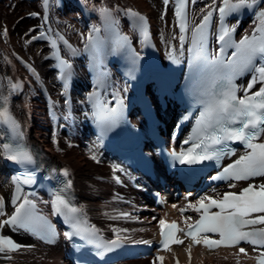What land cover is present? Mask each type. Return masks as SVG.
<instances>
[{"label":"snow or ice","instance_id":"snow-or-ice-1","mask_svg":"<svg viewBox=\"0 0 264 264\" xmlns=\"http://www.w3.org/2000/svg\"><path fill=\"white\" fill-rule=\"evenodd\" d=\"M168 2L169 0H164L165 5ZM192 2L194 3V0ZM188 3L189 0H177L175 6V16L179 21V56L184 55V42L190 31L191 40L187 48L189 73L185 90L190 102L199 105L200 110L193 128L194 142L190 147L181 148L179 151L172 149L171 156L180 164L192 165L204 160H215L219 163L225 155L236 152L230 142L239 141L250 150L225 165L223 171L218 172L214 178L240 181L251 180L252 177L257 176L264 177V139H261L264 137V6H261L264 5V0H219V3L217 0H212L211 5L205 6L206 12L201 9L203 15L199 22L193 20L191 26L188 19ZM42 7L45 12L44 19H47L49 0H42ZM114 9L116 12L121 11L119 4L114 5ZM245 9L254 13L257 22L250 33L245 32L239 40H235L233 34L239 20L233 17L236 22L229 24L226 18ZM95 10L101 14L102 26L93 24L86 33L81 32L80 36L85 40V50L90 52L97 68V83L102 85L106 77L103 68L105 55H125L129 63L128 71L131 74L137 68L140 53L132 47L129 36L121 31L113 8L104 4ZM124 11L134 18L135 26L140 29L144 41L147 42V17L132 8ZM214 12L219 14L216 33L219 48L212 50L209 48L208 38ZM29 15L38 16L40 13L31 12ZM101 27L104 35H101ZM3 33L7 36V27L3 28ZM50 39L52 47L56 49L53 54L58 61L63 90L67 94L72 75V61L60 54L57 39L63 40L64 45L73 55L76 54L77 49L63 36ZM229 48L234 49L231 55L227 54ZM174 53L175 46L168 58L179 63V57ZM28 67L32 68L31 65ZM245 74L251 75L243 87V94H239L241 85L236 82L237 77ZM257 84L259 86L253 90ZM18 87H20L19 82L9 81L10 89ZM88 99L94 103L92 116L101 136L124 119L122 97L117 100L115 106L106 104L96 93H89ZM64 102L69 103L67 100ZM9 105V97L0 95V125L6 126V130L0 128V135L6 137V142L0 145V148L7 159L20 165L25 171L12 178L15 192L11 196L13 206L11 211L6 207V198L0 195V253L6 256L19 251L23 246L11 235L3 232L5 226H10L14 230L23 229L33 234H42L46 239L50 233L55 234L50 222L37 216L35 201L30 200L27 195H22L21 185H30L34 182V173L27 169L36 165V158L32 149L26 144L21 123L13 115ZM191 114V112L187 113L184 119H188ZM91 158L99 162L96 152H91ZM119 168V164L113 165L114 171ZM56 171L57 169L50 170V172ZM59 171L65 177L69 176L67 167ZM115 179L120 181L119 176H115ZM71 185V179L66 180L63 187L55 192L52 200L53 210L63 216L70 227L64 235L69 240L79 237L85 244L93 246L97 256L103 257L117 248L124 239H128L122 237L120 233L128 232L129 229L115 228V238L104 239L101 230L88 220L83 207H78L73 202L74 197L70 194ZM213 206L218 211H210ZM186 207H191L199 213V218L193 224H188L186 228L181 229L175 220L170 224L164 219L159 221L163 249L171 252L170 245L184 244L185 238H190L186 248L190 264L195 245L203 244L208 249L221 245L236 247L239 249L237 253L239 257L240 253L248 254V249L242 245V242H245L253 246V252L258 253L255 256L257 264H264V227L256 226L264 224V181L258 188L253 181L239 192H225L222 196L204 195L195 202L189 201ZM180 211L183 213L185 208H180ZM119 215L125 219L131 218L130 213L127 212H120ZM191 219L192 217L185 216V224ZM177 232L184 233V236H178ZM209 233L218 234V238L208 235ZM141 243L149 244L151 241L142 240ZM76 247L79 249L81 245ZM164 260L165 257L158 252L153 264H157V261L159 264H164ZM77 264L80 262L78 261ZM176 264H179L178 258Z\"/></svg>","mask_w":264,"mask_h":264},{"label":"bare ground","instance_id":"bare-ground-1","mask_svg":"<svg viewBox=\"0 0 264 264\" xmlns=\"http://www.w3.org/2000/svg\"><path fill=\"white\" fill-rule=\"evenodd\" d=\"M91 2H108L112 0H90ZM127 7H136L151 16L153 29L160 48L164 55L168 54L169 48L177 44L178 32L175 20V10L173 6L164 8V0H114ZM0 1V30L10 26L15 19L29 12L37 5V1L10 0V7ZM7 5V3H6ZM200 7V6H199ZM65 32L74 40H83L81 32H87V22L82 20L75 11H66L55 19ZM27 20L18 24L19 31L14 34L13 46L4 44L0 52V69L3 73V83L0 87V95L9 97L16 113L24 117L26 113L32 114L34 123L28 128L30 141L34 144L45 145L46 151L52 161L60 168L69 169L68 179L72 181V189L78 195L81 205L91 216L92 220L98 223L107 233H112L115 228L129 229L128 232L120 233L123 237H128V241H156L157 228L149 223L140 222V217L151 219L155 211L152 208V201L141 190L132 185V180L144 181L138 175L133 174L128 168L123 166L117 159L112 158L99 149L98 143L91 135L87 122L84 118L85 109L78 108L75 121L68 122L64 128L55 132L48 120L45 104L36 90L27 89L21 98H14L10 92L9 81L13 77V72L7 68L2 61V52L11 54L12 49L18 48L29 59L36 60L43 68L47 82L54 92H58L59 86L55 80V74L48 72L46 64L40 62L41 56L46 52L43 45H26L20 39ZM246 23H243L244 27ZM83 91H88L89 85L85 81L82 85ZM82 95L81 91L77 93ZM58 145V146H57ZM91 152H96L100 158L97 165L91 158ZM119 164L117 173L112 171L113 165ZM121 177L119 183L114 181V176ZM9 187L10 180L6 178L2 181V192ZM130 202H134L132 206ZM144 206V210L140 209ZM120 212L130 213L131 218L125 219L119 215ZM140 213V215H138ZM138 217V219H137ZM27 248L22 250L18 256V264H70L67 260L68 251L63 245L56 247H45L38 242L24 237ZM248 254L237 253L238 248L219 251L210 254L206 259L201 260V264H252L251 257L253 251L248 248ZM193 255H198L199 250H193ZM189 259L188 257H184ZM126 264H153V260L131 261ZM197 264V263H194Z\"/></svg>","mask_w":264,"mask_h":264},{"label":"rangeland","instance_id":"rangeland-1","mask_svg":"<svg viewBox=\"0 0 264 264\" xmlns=\"http://www.w3.org/2000/svg\"><path fill=\"white\" fill-rule=\"evenodd\" d=\"M1 2H3V3H5L4 5L6 6V7H10V0H0ZM6 3H7V5H6Z\"/></svg>","mask_w":264,"mask_h":264}]
</instances>
